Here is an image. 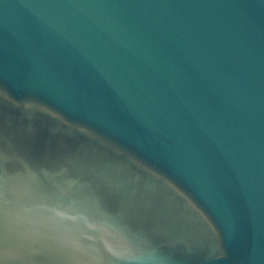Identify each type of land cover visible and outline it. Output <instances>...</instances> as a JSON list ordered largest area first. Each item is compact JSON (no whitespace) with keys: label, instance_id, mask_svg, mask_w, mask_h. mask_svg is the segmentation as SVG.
<instances>
[{"label":"water","instance_id":"95a60500","mask_svg":"<svg viewBox=\"0 0 264 264\" xmlns=\"http://www.w3.org/2000/svg\"><path fill=\"white\" fill-rule=\"evenodd\" d=\"M0 264H264V0H0Z\"/></svg>","mask_w":264,"mask_h":264},{"label":"snow or ice","instance_id":"6c2138e0","mask_svg":"<svg viewBox=\"0 0 264 264\" xmlns=\"http://www.w3.org/2000/svg\"><path fill=\"white\" fill-rule=\"evenodd\" d=\"M2 200H3V198H2V197H0V203H2Z\"/></svg>","mask_w":264,"mask_h":264}]
</instances>
